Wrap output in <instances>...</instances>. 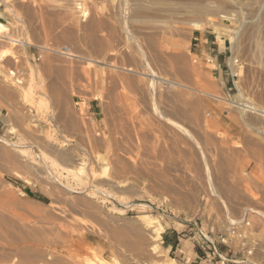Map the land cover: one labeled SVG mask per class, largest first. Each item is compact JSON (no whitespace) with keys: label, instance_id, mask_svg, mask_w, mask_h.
<instances>
[{"label":"rangeland","instance_id":"374dc122","mask_svg":"<svg viewBox=\"0 0 264 264\" xmlns=\"http://www.w3.org/2000/svg\"><path fill=\"white\" fill-rule=\"evenodd\" d=\"M6 4L15 12L7 10ZM82 5L85 16L79 9ZM0 12L4 16L0 21L8 24L1 35L11 36L10 42L0 39V55L3 51L8 55L3 69L15 72L24 83L15 85L0 72V85L6 87L4 93L0 91V137L16 145L8 149L17 158L11 163L0 160V208L5 211L1 208L4 213H0L15 223L12 231L8 228L9 235L18 228L23 235L48 232V254L59 252L63 244L57 245L61 241L57 225L67 223L65 218L78 220L80 225L86 222L87 217L80 214L83 207L74 214L69 205L88 199L103 212L104 221L99 217L96 225L104 226L108 218L110 228L123 237L116 242L112 236L98 237L84 229L92 240L87 239L81 249L97 263L117 259L128 264L126 256L138 252L135 241L139 236L141 247L150 249L152 229L147 230L144 222L156 219L157 228H164L156 241L163 251L161 264H171L169 259L184 263L164 248L166 233L182 237L187 258L196 250L201 252L197 227H214L223 235L227 244L220 245V250L237 264H264V216L249 218L247 245L255 251L248 256L242 242L229 236L231 220L226 212L229 209L233 220H239L245 209L264 213V0H5ZM210 18L216 22L206 23ZM193 22L206 25L193 29ZM195 30L213 32L219 43H227L224 79L214 76L215 62L197 54ZM132 37L148 47V60L140 58ZM150 39H158L163 47L154 52L148 45ZM113 66L121 74L111 76L116 72ZM127 67L146 75L149 70L162 74L165 85L161 84L159 93L148 92L149 77L144 76L148 78L146 82L140 77L144 91H128L119 81L121 76H135ZM133 91L140 93L138 101ZM177 95L184 102L175 100ZM92 105L101 106L99 116L92 113ZM171 122L182 125L184 131ZM46 139L82 160L84 173L78 170L79 163L64 164L43 144ZM36 143L47 155L43 160L33 148ZM28 163L43 167L46 174L28 170ZM68 165L74 172L65 169ZM207 167L213 170V179L220 175L218 182L223 180L235 192L218 188L219 194L212 195ZM109 180L124 187L109 185ZM78 188H85L86 193L72 196L67 191ZM191 189L198 194L189 207L185 200ZM239 228L243 230L241 224Z\"/></svg>","mask_w":264,"mask_h":264},{"label":"bare ground","instance_id":"6f19581e","mask_svg":"<svg viewBox=\"0 0 264 264\" xmlns=\"http://www.w3.org/2000/svg\"><path fill=\"white\" fill-rule=\"evenodd\" d=\"M78 6V5H77ZM6 9L7 10H10L11 12H15L14 11V9L9 5V4H6ZM79 9H81V10H83V5L82 6H80L79 7ZM86 11L87 10H83V13H84V16L86 15ZM0 18H4V16H3V14H2V12H0ZM216 22V20H214V19H212V18H210V19H207V22L206 23H209V24H214ZM8 24H5V23H3L2 21H0V39H2L4 42H10L11 41V36H9V35H1L2 34V31L4 30V29H6ZM206 24H203V23H200V22H193L192 24H191V26H192V28L193 29H203L204 28V26H205ZM93 27V26H92ZM93 31V30H92ZM218 31V33H219V35H221V31H220V29H218L217 30ZM91 32V31H90ZM89 32V33H90ZM128 33H129V31H127ZM126 34V33H125ZM88 35V34H87ZM121 35V34H120ZM140 37V36H139ZM221 37V36H220ZM153 38V37H152ZM159 38H161V37H159ZM158 38V39H159ZM163 38V37H162ZM165 38V37H164ZM158 39H156V40H158ZM97 40V39H96ZM132 41H134V43L136 44V48H137V50L140 52V54L142 55L140 58H142V57H144V58H148L150 55H148V51H147V48L148 47H144V45H143V43H141V40L140 41H138V40H136V38L135 37H132V39H131ZM145 40V39H144ZM156 40H154V39H150V40H148L149 41V43H148V45H149V47L150 48H152L153 49V51L155 52V50L154 49H157V47H160L159 45H158V43H157V41ZM160 40V39H159ZM163 40H165V39H163ZM162 40V41H163ZM129 41V40H128ZM123 42V41H122ZM143 42V41H142ZM146 43H147V41H145ZM144 42V43H145ZM101 43L102 42H99V45H98V47H101L102 45H101ZM104 44V43H103ZM122 44V43H121ZM125 44V43H124ZM160 44V43H159ZM161 44H162V42H161ZM160 44V45H161ZM163 47V46H162ZM162 47H160V48H162ZM150 48L148 49V50H150ZM160 48H158V49H160ZM101 49V48H100ZM161 50V49H160ZM136 51V50H135ZM157 51V50H156ZM152 52V51H151ZM151 52H149V53H151ZM116 53V52H115ZM120 53V52H119ZM127 53V52H126ZM118 54V53H117ZM128 54V53H127ZM140 54H138V55H140ZM158 54H159V52H158ZM162 55H163V53H161ZM114 55H116V54H114ZM133 56H134V54H133ZM132 56V57H133ZM136 56V55H135ZM8 57V55H6V51H3L2 53H1V55H0V72L2 73V74H4V76L7 78V80L9 79L10 81H12L13 82V84H15V85H18V86H22L24 83H23V81L22 80H20V78L19 77H17V75H16V73L15 72H13V71H5L3 68V65H2V62L4 61V59L5 58H7ZM132 57H131V55H130V58L132 59ZM155 57V56H154ZM156 57H157V55H156ZM160 57H161V55H160ZM126 58V57H125ZM134 58H136V57H134ZM152 58V57H151ZM158 59H159V57H157ZM156 58V61L158 60ZM124 59V58H123ZM149 59V58H148ZM147 59V60H148ZM122 60V59H121ZM135 60V59H134ZM136 60H138L139 62H140V59H136ZM142 60V59H141ZM152 60V59H151ZM114 61V60H113ZM129 61V60H128ZM145 61V60H144ZM144 61H142V62H144ZM161 61V60H160ZM138 62V63H139ZM147 62V61H146ZM159 62V61H158ZM149 63V62H148ZM125 64V63H124ZM123 64V65H124ZM129 64V63H128ZM135 64V63H134ZM150 64H152V63H150ZM115 65V64H114ZM116 65H118V64H116ZM122 65V66H123ZM133 65V64H132ZM135 65H138V64H135ZM141 65V64H140ZM153 65V64H152ZM162 65V64H161ZM111 66V65H110ZM126 66V65H125ZM124 66V67H125ZM134 66V65H133ZM146 66V65H145ZM117 67V66H116ZM140 67V66H139ZM159 67H160V65H159ZM113 68H114V66H113ZM122 69H124L123 67H121ZM128 68V67H127ZM134 68H137V70H138V67H134ZM115 69V74H114V72L111 74V76L113 75V76H115L116 75V73H117V71L118 70H116V68H114ZM121 69V70H122ZM142 69V68H141ZM147 69V68H146ZM120 70V69H119ZM164 70V69H163ZM194 70V69H193ZM123 72H124V70H122ZM128 73H130V74H133V75H135V76H121L120 77V79H119V81H120V84H121V86H123V88H125V87H127V88H129L128 89V91H130V89H133V90H142L143 88L145 89V87H146V85H143V81H142V79H140V77H143V79H145L144 78V76L146 77V76H148L149 77V81H148V84H147V88H146V90L148 91V92H151V93H154V92H158L159 90V88H160V86H161V84H164V77H162L161 75H158V74H156V73H154L152 70H149L150 72H149V75H146V74H143V73H139V72H137V71H134V70H132V69H130V68H128L127 70H126ZM139 71V70H138ZM195 71V70H194ZM111 72V71H110ZM120 72V71H119ZM123 72H122V74H123ZM143 72V71H142ZM145 72H146V70H145ZM160 72H161V70H160ZM164 72V71H163ZM117 74H121V72L120 73H117ZM69 75V74H68ZM126 75H127V73H126ZM129 75V74H128ZM1 77H2V75H0ZM67 76V75H66ZM70 76V75H69ZM117 77V76H116ZM6 78H5V81L4 82H6ZM69 78V77H68ZM109 79V78H108ZM116 79V78H115ZM146 79H148V78H146ZM146 79H145V81H146ZM66 81H67V79H66ZM73 81V80H72ZM74 82V81H73ZM114 82H115V80H114ZM113 82V83H114ZM147 82V81H146ZM67 83V82H66ZM65 83V84H66ZM111 83V82H110ZM109 83V84H110ZM68 84V83H67ZM115 84V83H114ZM70 84H68L67 86H69ZM165 85V84H164ZM65 86V85H64ZM120 86V85H119ZM165 87V86H164ZM5 88L6 87H4V86H1L0 85V91L2 92V93H4L5 92ZM65 88V87H64ZM72 88V87H71ZM75 88V87H74ZM113 89H114V87H112ZM168 88V87H167ZM4 89V90H3ZM68 89V88H67ZM170 89V88H169ZM71 90V89H70ZM69 90V91H70ZM125 90V89H124ZM124 90H123V93L125 94L126 92H124ZM158 90V91H157ZM173 90V89H172ZM175 90V89H174ZM177 91H179L180 92V96H182L184 93H182V91H180V89H176ZM68 91V90H67ZM121 92H122V89L120 90ZM127 91V92H128ZM142 91H144V90H142ZM166 92H167V90H165ZM73 92V91H72ZM74 92H75V90H74ZM114 92H115V89H114ZM134 92V91H133ZM136 92V93H135ZM134 93H135V95L137 94V96L140 94L139 92H137V91H135ZM164 92V91H163ZM44 93V92H43ZM142 93V92H141ZM159 93V92H158ZM157 93V94H158ZM178 93V92H177ZM115 94V93H114ZM113 94V95H114ZM116 94H118V92H116ZM124 94H122V95H124ZM127 94H129V93H127ZM147 94V93H146ZM173 94V93H172ZM175 94H176V92H175ZM174 94V95H175ZM151 95V94H150ZM160 95L163 97V94L162 93H160ZM56 96H58L57 94H56ZM60 96V95H59ZM130 96V95H129ZM169 96V95H168ZM178 96V95H177ZM180 96H178L177 98L175 97V96H172V97H175L176 99L175 100H181V99H183V100H181V101H183L184 102V95H183V97H180ZM65 97V96H64ZM128 97V96H127ZM126 97V98H127ZM157 97V96H156ZM214 97H217L216 95H214ZM42 98H45V96H42ZM129 99H130V97H128ZM168 98H170V97H168ZM179 98H181V99H179ZM57 99V98H56ZM65 99H67L66 97H65ZM128 99V100H129ZM133 99V98H132ZM138 99H139V96H138V98H137V101H138ZM156 99V98H155ZM160 98H158L157 100H159ZM167 99V98H166ZM174 99V98H173ZM44 100V99H43ZM59 101H58V103L57 104H60L61 102V99L59 98L58 99ZM150 100V99H149ZM162 100V99H161ZM177 100V101H178ZM64 100H62V102H63ZM163 101V100H162ZM129 102V101H128ZM141 101L139 100V103H140ZM183 102H181V103H183ZM42 103V102H41ZM65 103V102H64ZM63 103V104H64ZM67 103V102H66ZM135 103H138V102H136L135 101ZM138 103V104H139ZM144 103V102H143ZM152 103V102H151ZM177 104H175V105H177L179 108H180V105L182 106V104H180L179 105V103L178 102H176ZM142 104V103H141ZM158 104V103H157ZM161 104H162V102H161ZM194 104V103H193ZM137 105V104H136ZM135 106V105H134ZM168 106V105H167ZM187 106H188V104H187ZM59 107L60 108H62V106H60L59 105ZM138 107V106H137ZM158 107V106H157ZM172 107V106H171ZM127 108V107H126ZM170 108V107H169ZM175 108H177L176 106H175ZM184 108V107H183ZM195 108V107H194ZM63 109V108H62ZM134 110H137L138 108H133ZM132 109V110H133ZM165 109V108H164ZM66 110V109H65ZM65 110H63L64 112H65ZM70 110V109H69ZM161 110H162V108H161ZM181 110H183V109H181ZM180 110V111H181ZM67 111V110H66ZM125 111V110H124ZM174 111H176V110H174ZM141 112V111H140ZM156 112V111H155ZM170 112H172V110L170 111ZM177 112V111H176ZM178 112H179V110H178ZM185 112V111H184ZM190 112H191V110H190ZM67 113V112H66ZM65 113V114H66ZM128 113H130V112H128ZM156 113H159V112H156ZM135 114V113H134ZM183 114V113H182ZM67 115V114H66ZM68 115H69V113H68ZM163 115V114H162ZM175 115H176V113H175ZM187 115V114H186ZM195 115V117L197 116L196 114H194ZM134 116V115H133ZM184 116H185V114H184ZM190 116V115H189ZM67 117V116H66ZM128 117V116H127ZM158 117H160V116H158ZM163 117H165V116H163ZM169 117V116H168ZM176 117H178L177 115H176ZM132 118H134V117H132ZM192 118V117H191ZM197 118V117H196ZM65 119V118H64ZM136 119V118H135ZM161 119V118H160ZM164 119H166V118H164ZM168 120L167 121H169V119L170 118H167ZM177 119V118H176ZM124 120V119H123ZM54 121H56L55 119H54ZM72 121V120H71ZM165 121V120H164ZM166 121V122H167ZM171 121V120H170ZM69 123H70V121H68ZM122 122H124V121H122ZM135 122V121H134ZM137 123V122H136ZM172 123V125H174L175 127H177L178 129H180V130H182V131H184L183 129H182V125H179V124H177V123H175V122H171ZM123 124V123H122ZM129 124H131V123H129ZM143 125V124H142ZM55 126H57V125H55ZM58 127V126H57ZM56 127V128H57ZM120 127V126H119ZM173 127V126H172ZM130 128H132V127H130ZM115 129V128H114ZM137 129H139V125H138V128ZM140 129H143L142 127H140ZM145 129V128H144ZM143 129V130H144ZM131 130V129H130ZM142 130V131H143ZM147 130V129H146ZM138 131V130H137ZM142 131H141V133H142ZM132 132H134L133 131V129H132ZM147 132V131H146ZM137 133H139V131L137 132ZM134 135H135V133H134ZM142 136V135H141ZM115 137V136H114ZM131 138V137H130ZM146 138H148V136L146 137ZM150 138V137H149ZM133 139V138H132ZM139 139H141V138H139ZM137 140V139H136ZM135 140V141H136ZM143 140V139H142ZM147 140V139H146ZM116 141V140H115ZM51 141H49L48 142V139H46V140H43V144H45V145H49V147L51 148V150L53 151V153L55 154V155H57V157L59 158V159H61L62 160V162H64V164H67V162L68 161H72V162H74V163H79V165L78 166H81V168H79L78 170L80 171V172H82V173H84V171H85V166H84V164H82V163H84V162H82V160H80L79 158H77V156H74V155H72V154H69L68 152H65V150L64 151H61L60 150V147H63V146H61L60 144H58V143H55V142H51ZM125 142V141H124ZM134 142V141H133ZM138 142V141H137ZM142 142V141H141ZM144 142V141H143ZM146 142H148V141H146ZM152 142V141H151ZM49 143V144H48ZM128 144V143H127ZM136 144H138V143H136ZM135 144V145H136ZM142 144V143H141ZM66 145H68V144H66ZM138 145H140V144H138ZM138 145H136V146H138ZM16 145L14 144V143H10V142H8L7 140H5V139H3L2 137H0V160L1 161H4V162H8V163H11V162H14L15 160H17V158H15V156L12 154V152L10 151V149H8L9 147H15ZM141 147V146H140ZM139 147V148H140ZM146 147H148V146H146ZM199 147V146H198ZM33 148H35L36 149V155L38 156V158L39 159H41V160H43V158H44V155L45 156H47L44 152H42L41 151V147L39 146V144L38 143H36V145H34L33 146ZM133 148V147H132ZM142 148V147H141ZM144 149V148H143ZM200 149V148H199ZM118 150H120V149H118ZM146 150V149H145ZM73 151V150H72ZM122 151V150H121ZM143 152H144V150H143ZM148 152V151H147ZM203 152V151H202ZM150 153H151V151H150ZM125 154V153H124ZM126 155V154H125ZM128 155V154H127ZM141 156H143V155H141ZM144 156H146V155H144ZM148 156V155H147ZM203 156H204V153H203ZM129 157V156H128ZM96 159V158H95ZM121 159V158H120ZM130 160L131 159H133V158H129ZM129 159H127V160H129ZM85 161V160H84ZM117 161V160H116ZM133 161V160H132ZM135 161V160H134ZM207 161V160H206ZM86 162V161H85ZM115 162V161H114ZM118 162V161H117ZM116 162V163H117ZM69 163V162H68ZM132 164V163H131ZM139 164V163H138ZM140 165V164H139ZM84 166V167H83ZM121 166V165H120ZM133 166V165H132ZM25 167H27V169L28 170H30V171H32V172H36V173H39V174H44L45 173V169L43 168V167H40L39 165H36L35 163H28L27 164V166H25ZM113 167H114V165H113ZM124 167H125V165H124ZM133 167H135V166H133ZM132 167V169H135V168H133ZM126 168H129V167H127V165H126ZM222 168V167H221ZM65 169H67L69 172H74V169L75 168H70L69 167V165H68V167L67 168H65ZM121 169V168H120ZM125 169V168H124ZM220 171H222L220 168H218ZM224 169V168H223ZM122 170V173H123V169H121ZM120 170V171H121ZM137 170V169H136ZM225 170V169H224ZM114 171H115V169H114ZM207 173H208V175H209V178H210V185H211V191H212V195H217V194H219V191L218 190H222V191H225V192H235V190L234 189H232V188H228L227 186H226V184H223L222 182H223V180H221L220 182L221 183H219L218 182V178H219V176H218V178L215 180V179H213V174H212V171H211V169L209 168V167H207ZM220 171H218V172H220ZM125 172V171H124ZM131 172H132V170H131ZM217 172V173H218ZM223 172V171H222ZM128 173V172H127ZM221 173V172H220ZM219 173V174H220ZM46 174V173H45ZM121 174V173H120ZM224 173H222V175H223ZM17 176V175H16ZM227 176V175H226ZM223 177H225V176H223ZM114 178V177H113ZM53 179V178H52ZM85 179H87V178H85ZM27 180V182H29V180L28 179H26ZM25 180V181H26ZM129 180V179H128ZM132 180V179H131ZM225 180V179H224ZM227 180V179H226ZM225 180V181H226ZM54 181V180H53ZM118 181H119V179H118ZM121 181V180H120ZM126 181V180H125ZM55 182L56 183H58V184H60V180H58L57 178H56V180H55ZM81 182L82 183H80L81 185L84 183V179L83 180H81ZM129 182V181H128ZM226 183H227V181H226ZM108 184L109 185H112V186H116V187H118V188H122V187H124V185H123V183H117V182H115V181H113V180H109V182H108ZM126 184V183H125ZM134 184V183H133ZM223 184V185H222ZM64 186V185H63ZM100 186V185H99ZM223 186V187H222ZM169 187V186H168ZM171 188H172V186H171ZM216 188H217V190H216ZM218 188H220V189H218ZM77 189V188H76ZM75 189V190H76ZM79 189V188H78ZM85 189V188H84ZM84 189H79V191H74V190H70V189H67V191L70 193V195H72V194H78V195H80V194H85L86 193V190H84ZM96 190H99V189H96ZM119 190V189H118ZM170 190V188L168 189V191ZM66 191V192H67ZM191 192H187L189 195H187V197H186V200H185V198L183 199V200H185L186 201V203L189 205V207H191V205H193L194 204V201H195V199H196V196H197V194H198V190L197 189H191L190 190ZM176 192V191H175ZM123 193V192H122ZM230 194V193H229ZM186 195H184V197L186 196ZM209 195V194H208ZM207 195V196H208ZM73 196V195H72ZM96 196V194H92V197H95ZM183 198V197H182ZM73 199H76V198H72V200ZM89 199H91L90 197H89ZM184 201V202H185ZM2 202V201H1ZM184 204V207H186V205L187 204ZM2 205L4 204L3 202L1 203ZM5 205V204H4ZM3 205V206H4ZM80 205L83 207V211H81V215H83V217H87L89 220H87V218H86V222H84L83 224H79L78 223V220L77 221H73L72 220V222H71V220H66L67 218H65V221L67 222V223H64V222H62L61 224H58L57 225V229H58V234H59V239L61 240L60 242H58L57 241V245H60V244H58V243H61V244H63L61 247H60V251L59 252H53L54 254H48V241H49V239H48V232H42V231H38V232H32V233H30V234H26V235H23V233H21L19 230L21 229V228H18L17 229V231H13V234L12 235H9L8 233V228H11V231L13 230V228L12 227H14V226H12L13 224H15V223H13V224H10V221L8 222V220L5 218V217H3L2 216V214L5 212L4 211V207L1 209V210H3L4 212L2 213V211H1V213H0V263H4V264H6V263H9V264H120V262L117 260V259H114V262H108V261H105V260H102V259H100V261H99V263H97L94 259H92V258H90V257H88V256H85L84 254H83V251H82V245L83 244H85L86 242H87V239L88 240H92L90 237H88V236H86L83 232V230L84 229H86L87 231H89L90 233H92L93 235H98V237L99 236H107V237H111L112 236V238L113 239H115L116 240V242H118L119 241V239L120 238H123V237H119L118 236V233L116 232V228L114 227L113 229H116V230H113L112 229V227L110 228V224L112 223V222H110L109 221V219L107 218V219H105V225L104 226H102V225H96V223L95 222H97V219L100 217L101 218V220L103 219L102 218V209L100 208V206H95L94 205V203L91 201V200H88V199H76L75 200V202L73 201V203L71 204V205H69V207H70V211L72 212V213H79L78 211H77V209L80 207ZM187 205V206H188ZM1 206V205H0ZM67 207V206H66ZM102 207V206H101ZM230 207V206H229ZM104 208V207H103ZM187 208V207H186ZM226 209H228L227 208V205H226ZM63 210V209H62ZM65 210V209H64ZM63 210V211H64ZM252 210V213H255V216H259V217H262V216H264V213L263 212H261V210H259V211H257L256 209H254V208H252L251 209ZM65 211H69L68 209H66ZM106 211V210H105ZM228 211V212H227ZM71 212H69V216H70V213ZM226 212H227V215L229 216V218H230V220H231V222H236V221H238V220H233L232 219V216H231V214H230V211H229V209L228 210H226ZM66 213V212H65ZM63 215V214H62ZM72 215V214H71ZM105 215V214H104ZM252 214L250 213L249 214V216H251ZM66 216V215H65ZM106 216V215H105ZM72 217H73V215H72ZM104 217V216H103ZM107 217V216H106ZM71 218V217H70ZM111 218V217H110ZM240 218V217H239ZM63 219V218H62ZM62 219H60V222H61V220ZM74 219V218H73ZM261 219V218H260ZM58 220V219H57ZM76 220V219H75ZM98 220H100V219H98ZM144 220V219H143ZM142 220V221H143ZM55 221H56V218H55ZM70 221V222H69ZM102 221H104V219L102 220ZM58 222V221H57ZM100 222V221H99ZM12 223V222H11ZM53 223H54V221H53ZM103 223V222H102ZM117 222H115V224H116ZM144 223H146V225H147V227H148V229L147 230H150V229H152L150 232L153 234V240H152V242H153V244H152V246H151V248L150 249H148V248H145V249H143L142 247H141V245H142V238H141V236H139L140 238L139 239H137L135 242H136V248H138V252L136 253V254H130V255H127L126 257V259H127V261H128V264H161V258H163L162 256H163V251H162V249H161V247H160V245H158V244H156V241L159 239L160 240V238H161V234L163 233V231H164V228L162 227V226H160V227H158L157 228V226H156V224L158 223V221L156 220V219H146L145 220V222ZM55 224V223H54ZM98 224H101V223H98ZM118 224V223H117ZM53 225V224H52ZM112 225H114V224H112ZM111 225V226H112ZM18 226V225H17ZM54 226V225H53ZM115 226H117V225H115ZM20 227V226H19ZM49 228V227H48ZM121 228V227H120ZM32 229H33V227H32ZM155 229V230H154ZM16 230V229H15ZM26 230V229H25ZM154 230V231H153ZM29 231H30V229H29ZM118 231H120L119 230V228H118ZM50 234H53V233H49V235ZM249 234V233H248ZM251 234V233H250ZM122 234H120V236H121ZM252 236V235H251ZM51 237V236H50ZM52 238V237H51ZM54 240V242H55V244H56V239L54 238L53 239ZM118 240V241H117ZM122 240V242H123V239H121ZM62 241H64L65 242V244H64V242L62 243ZM96 241V240H95ZM144 241V240H143ZM120 243V242H119ZM56 247V246H55ZM78 248V249H77ZM258 251V250H257ZM55 258L56 260L55 261H52V262H49L48 260L50 259V258ZM170 261L169 262H171V264H176L175 263V260L174 259H169ZM167 261H168V259H167ZM253 264H255V263H253Z\"/></svg>","mask_w":264,"mask_h":264},{"label":"crops","instance_id":"0c3cea01","mask_svg":"<svg viewBox=\"0 0 264 264\" xmlns=\"http://www.w3.org/2000/svg\"><path fill=\"white\" fill-rule=\"evenodd\" d=\"M194 42L196 43V52L199 56L202 58L209 57L217 64L214 76L217 79H224V66L228 53L227 43H219L218 38L214 36V33L207 30H195ZM91 110L96 116H99L100 112L102 113L103 111L100 105H92ZM163 239L166 251L178 256L184 261L183 264H206L203 255L197 250L187 258V254L184 251V246L181 242L182 237L179 236V234L166 233Z\"/></svg>","mask_w":264,"mask_h":264},{"label":"built area","instance_id":"2783aa9c","mask_svg":"<svg viewBox=\"0 0 264 264\" xmlns=\"http://www.w3.org/2000/svg\"><path fill=\"white\" fill-rule=\"evenodd\" d=\"M5 5V0H0V8ZM252 213L251 209L243 210L240 218L236 222H230L229 236L238 239L242 242L243 250L247 252L248 256H252L255 251L254 246L247 245L250 237L251 223L249 221V214ZM243 226V230L239 225ZM249 233V234H248ZM196 237L200 238L201 254L206 264H237L236 261L229 259L227 253L220 250V245L227 244V239L223 235L215 232L214 227L208 229L196 228ZM246 264V263H245Z\"/></svg>","mask_w":264,"mask_h":264}]
</instances>
